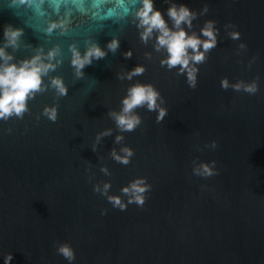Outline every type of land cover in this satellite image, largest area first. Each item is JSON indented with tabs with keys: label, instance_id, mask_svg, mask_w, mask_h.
<instances>
[{
	"label": "water",
	"instance_id": "1",
	"mask_svg": "<svg viewBox=\"0 0 264 264\" xmlns=\"http://www.w3.org/2000/svg\"><path fill=\"white\" fill-rule=\"evenodd\" d=\"M172 3L197 13V33L206 21L219 30L196 65L195 87L179 66H161L155 34L141 40V0H0V44L5 25L23 30L7 48L13 62L57 50L28 111L0 120V264L8 254L11 264H69L57 253L62 243L74 250L71 264H264V0H154V7L164 12ZM53 21L62 24L51 29ZM92 43L106 56L78 77L73 49L83 54ZM137 65L145 71L128 79ZM53 77L67 95L51 86ZM224 78L255 80L258 91L224 88ZM135 83L159 91L166 115L157 122V111L137 107L141 124L121 132L109 113ZM46 106L57 108L54 122ZM212 141L215 149L206 146ZM125 146L133 150L127 164L111 155L123 156ZM212 161L216 175L192 173ZM137 178L150 185L142 206L120 210L101 194L110 183L109 194L126 202L121 189Z\"/></svg>",
	"mask_w": 264,
	"mask_h": 264
},
{
	"label": "clouds",
	"instance_id": "2",
	"mask_svg": "<svg viewBox=\"0 0 264 264\" xmlns=\"http://www.w3.org/2000/svg\"><path fill=\"white\" fill-rule=\"evenodd\" d=\"M203 11H206V8ZM135 15L138 21L137 26L141 29V40L147 42L155 34L154 48L156 51L164 50L165 56L160 61L161 66L166 65L169 70L179 66L178 74H185L189 86L195 87L198 72L196 65L202 63L208 51L217 45L219 30L214 27L215 22L206 21L197 33L192 30V22L197 18L195 11L184 4L172 3L162 12L154 7V0H141V6ZM169 20L171 26H169ZM61 24L62 22L53 21L50 28L55 29ZM22 35V29L15 28L10 24L4 26L3 43L0 44V120H7L12 116L21 118L28 111L29 99L34 98L37 92L44 89V76L55 68V64L51 61L57 55L56 49H50L47 54H44L42 50H37L32 57L13 62L14 57L7 51V48L17 47ZM231 38L238 39L239 34L232 33ZM118 44V40L113 39L107 44V48L114 52ZM125 55L130 56L131 52L129 51ZM105 56L106 51L98 44L92 43L83 54L78 49H73L71 63L79 77L83 75L82 70L85 66L90 65L94 59H102ZM144 71L143 65H137L129 70L127 78L131 79L132 76H138ZM51 86L57 90L59 95H67V88L61 78L53 77ZM221 86L224 88L231 86L236 91L243 90L249 94L258 91V84L255 80L249 83L241 81L229 85L227 78H224L221 81ZM120 103L119 112L113 111L109 115L121 132L133 131L141 124V117L134 111L137 107L146 106L148 111H157V122L162 121L166 115V109L162 107L163 97L152 84L135 83L131 85ZM43 114L54 122L57 119V108L46 106ZM110 133L111 130L98 133L97 141ZM121 139H123L122 136L116 137L117 142ZM206 146L215 149L217 144L212 141L210 145ZM121 152L124 154L123 156L113 150L111 154L113 159L123 164L129 163L133 150L125 146ZM215 163V161L199 162L193 166L192 173L204 178L216 175ZM102 171L107 170L102 169ZM110 187V183H105L101 194L107 197L113 207H118L120 210H124L130 203L142 206L145 202V193L150 189L146 178H137L131 181L121 189L122 195L127 197L125 202L121 195H110L108 191ZM94 191H100V189L94 188ZM101 214H104L103 210ZM56 250L58 254L69 261V264L75 259L74 250L67 243L59 244ZM12 258V254H8L5 257V264H11Z\"/></svg>",
	"mask_w": 264,
	"mask_h": 264
},
{
	"label": "snow or ice",
	"instance_id": "3",
	"mask_svg": "<svg viewBox=\"0 0 264 264\" xmlns=\"http://www.w3.org/2000/svg\"><path fill=\"white\" fill-rule=\"evenodd\" d=\"M137 0H130V3L135 4Z\"/></svg>",
	"mask_w": 264,
	"mask_h": 264
}]
</instances>
